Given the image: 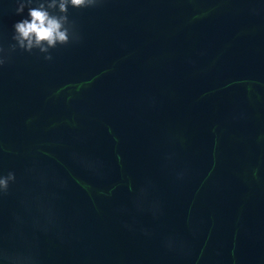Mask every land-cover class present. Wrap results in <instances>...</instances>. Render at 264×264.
Wrapping results in <instances>:
<instances>
[{"label":"water","instance_id":"obj_1","mask_svg":"<svg viewBox=\"0 0 264 264\" xmlns=\"http://www.w3.org/2000/svg\"><path fill=\"white\" fill-rule=\"evenodd\" d=\"M0 0V264H264V0H99L45 60ZM31 6H35V3Z\"/></svg>","mask_w":264,"mask_h":264},{"label":"clouds","instance_id":"obj_2","mask_svg":"<svg viewBox=\"0 0 264 264\" xmlns=\"http://www.w3.org/2000/svg\"><path fill=\"white\" fill-rule=\"evenodd\" d=\"M16 13L28 7L27 18L13 25L11 50L17 48L31 53L34 49L44 54V59H53L51 50L79 42L75 22L69 18V8L84 9L97 7L99 0H17ZM35 3V6H31ZM3 61H0L2 64ZM7 178H0V188L8 187Z\"/></svg>","mask_w":264,"mask_h":264}]
</instances>
